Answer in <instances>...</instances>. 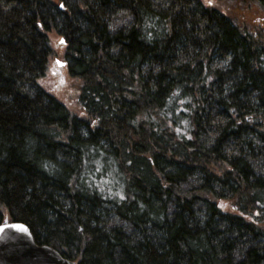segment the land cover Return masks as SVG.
Masks as SVG:
<instances>
[{"label": "trees", "instance_id": "obj_1", "mask_svg": "<svg viewBox=\"0 0 264 264\" xmlns=\"http://www.w3.org/2000/svg\"><path fill=\"white\" fill-rule=\"evenodd\" d=\"M216 1L262 21L201 0H0V226L75 264H264V0ZM52 33L81 117L39 85Z\"/></svg>", "mask_w": 264, "mask_h": 264}, {"label": "rangeland", "instance_id": "obj_2", "mask_svg": "<svg viewBox=\"0 0 264 264\" xmlns=\"http://www.w3.org/2000/svg\"><path fill=\"white\" fill-rule=\"evenodd\" d=\"M206 5L220 9L222 12L231 16L236 24L242 28L256 29L262 20V15L247 3L242 2H218L216 0H201ZM242 5V6H241ZM121 24L114 25L118 28ZM52 55L48 61V69L43 79H40L39 85L46 91L54 93L58 100L75 116L82 115V108L79 103L81 95L80 81L70 78L65 66H59L58 62H64L65 46L59 40V37L52 33L49 35ZM125 225H123L124 227Z\"/></svg>", "mask_w": 264, "mask_h": 264}, {"label": "water", "instance_id": "obj_3", "mask_svg": "<svg viewBox=\"0 0 264 264\" xmlns=\"http://www.w3.org/2000/svg\"><path fill=\"white\" fill-rule=\"evenodd\" d=\"M59 65H62L60 63ZM0 264H75L49 246H39L25 225L0 226Z\"/></svg>", "mask_w": 264, "mask_h": 264}]
</instances>
